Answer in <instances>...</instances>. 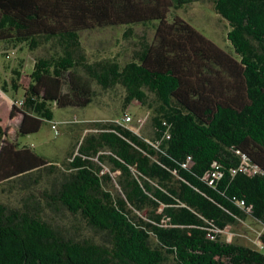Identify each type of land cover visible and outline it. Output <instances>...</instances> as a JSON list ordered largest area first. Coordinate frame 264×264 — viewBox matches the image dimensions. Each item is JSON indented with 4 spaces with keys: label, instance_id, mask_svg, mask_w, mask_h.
<instances>
[{
    "label": "trees",
    "instance_id": "trees-1",
    "mask_svg": "<svg viewBox=\"0 0 264 264\" xmlns=\"http://www.w3.org/2000/svg\"><path fill=\"white\" fill-rule=\"evenodd\" d=\"M193 1L0 0V43L36 55L28 70L20 55L0 87L22 90L12 104L17 135L38 131L54 107L89 105L94 85L116 83L124 105L151 109L152 127L145 137L121 117L93 120L67 161L74 175L44 191V203L79 214L98 241L66 235L29 194L17 207L0 202V264H165L166 255L264 264V237L258 248L221 237L247 216L264 225V0H212L230 50L176 13ZM134 24L154 32L129 60L88 59L82 30L125 25L129 37ZM49 42L48 55L35 54ZM0 141V181L38 183L33 172L49 160L7 140L1 125Z\"/></svg>",
    "mask_w": 264,
    "mask_h": 264
},
{
    "label": "rangeland",
    "instance_id": "rangeland-1",
    "mask_svg": "<svg viewBox=\"0 0 264 264\" xmlns=\"http://www.w3.org/2000/svg\"><path fill=\"white\" fill-rule=\"evenodd\" d=\"M176 13L189 22L196 30L210 39L214 44L223 50H230L226 40L228 29L227 22L215 11L212 0H194L184 7L176 9ZM169 19V17H168ZM156 22V21H155ZM125 25L97 27L86 29L80 32L81 43L90 61L115 55L120 63H124L132 56L133 50L139 47L140 36L145 35L151 39L153 24H134L133 32L129 37H123L122 29ZM50 42L38 47L35 52L38 56L50 53ZM0 43V87L5 80L10 79L9 67L16 66L17 58L25 57L30 68L34 56L31 50L7 49ZM25 81V79H24ZM95 95L92 102L85 107L53 108V119L43 120L38 131L25 135H17V120L19 114H12L13 99L22 95L19 90L16 95L9 89L0 92V125L5 131V137L19 148L28 147L35 153L49 160L48 164L33 172L32 176L38 174V183L19 181L13 178L9 181H0V202L10 207H17L29 194H33L43 204V208L49 214L52 224L57 226L66 235L76 239L91 238L99 240L96 230L90 228L79 214H72L60 205L49 206L45 202L44 191H56L61 182L69 180L74 174L67 169V161L70 153L76 151L78 143L85 133L90 132L92 122L95 119H113L122 116L127 111L131 115V121L127 126L141 136L148 137L151 134L150 124L151 109L141 105L133 99L124 105L126 91L124 87L116 83L113 87L102 89L97 85L93 86ZM1 89V88H0ZM5 94V95H4ZM7 98H6V97ZM149 100L153 95L149 94ZM11 98V99H9ZM55 123L57 133L51 128ZM1 146V141H0ZM52 163V166L50 164ZM108 171V167H104ZM115 177V173L112 174ZM112 192L118 191V186L113 181L108 185ZM145 217L146 211L142 213ZM222 239L229 238L241 244L257 247L259 241L264 237V225L247 216L234 225H229L221 231ZM152 244L155 241L151 240ZM164 255L166 252L163 253ZM165 264H174L171 255H166Z\"/></svg>",
    "mask_w": 264,
    "mask_h": 264
},
{
    "label": "built area",
    "instance_id": "built-area-1",
    "mask_svg": "<svg viewBox=\"0 0 264 264\" xmlns=\"http://www.w3.org/2000/svg\"><path fill=\"white\" fill-rule=\"evenodd\" d=\"M122 122L125 123V124H128L130 121H131V116L127 113H122ZM51 128L54 130V133L56 134L57 133V127H56V124L55 123H52L51 124ZM216 170L212 171L210 174H211V177H216ZM209 182L211 183L212 182V179L209 180ZM242 202V201H241Z\"/></svg>",
    "mask_w": 264,
    "mask_h": 264
},
{
    "label": "crops",
    "instance_id": "crops-1",
    "mask_svg": "<svg viewBox=\"0 0 264 264\" xmlns=\"http://www.w3.org/2000/svg\"><path fill=\"white\" fill-rule=\"evenodd\" d=\"M2 90L0 89V92H1ZM3 92V91H2ZM4 93V92H3ZM5 95V94H4ZM6 97V96H5ZM7 98V97H6ZM9 99H11V98H9ZM20 117V116H19ZM19 119L20 118H18V120H17V123H18V121H19ZM0 120H1V117H0Z\"/></svg>",
    "mask_w": 264,
    "mask_h": 264
}]
</instances>
